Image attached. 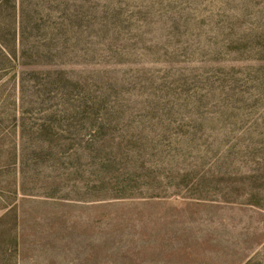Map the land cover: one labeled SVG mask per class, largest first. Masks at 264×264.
<instances>
[{
	"label": "rangeland",
	"instance_id": "1",
	"mask_svg": "<svg viewBox=\"0 0 264 264\" xmlns=\"http://www.w3.org/2000/svg\"><path fill=\"white\" fill-rule=\"evenodd\" d=\"M0 264H264V0H0Z\"/></svg>",
	"mask_w": 264,
	"mask_h": 264
}]
</instances>
